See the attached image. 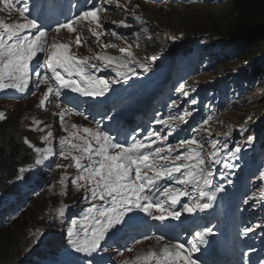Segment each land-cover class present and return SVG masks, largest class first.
Listing matches in <instances>:
<instances>
[{
    "label": "snow or ice",
    "instance_id": "snow-or-ice-1",
    "mask_svg": "<svg viewBox=\"0 0 264 264\" xmlns=\"http://www.w3.org/2000/svg\"><path fill=\"white\" fill-rule=\"evenodd\" d=\"M109 3L113 0H108ZM6 8L16 7L15 3H8L3 0ZM119 7V5H117ZM101 7L93 6L92 8L80 12L74 18L59 25L55 29L57 33L61 29H67L69 32H76L77 26L81 21L89 24L94 23L96 27H102L101 17L99 13ZM27 12V4L19 9V14L24 17L25 22L9 24L0 20V90L15 89L25 91L28 87L32 75L41 76V72L31 67L32 61L41 57L43 65L47 71L42 79L44 83L50 80L55 81L59 87L55 89L58 95L61 89H71L74 92L84 96H102L111 87V83L117 81H108L100 77L94 76L89 70L98 69L100 66L96 64L89 65L88 60L77 58L75 55H69L70 45L65 43L53 42L50 46L46 39V32L41 29L35 19L25 17ZM135 19L144 24L140 16ZM115 23V22H114ZM118 26L128 28L130 25L121 20ZM92 34L99 40L100 33L89 29ZM144 33H148V28L144 27ZM113 36H117L116 32H112ZM139 36V33H136ZM123 39V37H119ZM76 43H81V38L77 36ZM127 58H133V53L128 49L121 50ZM96 60L103 61L106 65H116V69L127 68L129 59H120L111 55L98 54L94 57ZM155 60V57H153ZM145 71L149 70L150 65L140 64ZM50 73V75H49ZM117 74L126 78L128 72L119 70ZM132 74H135L134 71ZM75 77V78H74ZM49 93H53L54 89L49 87ZM183 91V86H181ZM187 95V93H185ZM44 101H41L43 105ZM195 105L198 103L196 99L190 101ZM174 107L178 105L174 104ZM189 113L184 111L183 115L169 116L168 120L157 119V123L167 125L172 128L170 121H184V117ZM63 122L64 113H60ZM5 119L4 113L0 112V120ZM186 122V121H184ZM37 123H39L37 121ZM207 124V120L204 121ZM73 128L76 126L73 125ZM66 131L68 129H65ZM87 137L78 135L77 132H70L69 137H63L59 140L61 151L59 155L65 159L72 154V150L79 152V155H72L73 165L78 170V175L72 178L71 183L77 188H85L89 193L85 199H91L94 202L92 207L87 210L80 223V232L75 230V222L72 230L68 232V244L78 253L91 255L101 247V241L104 240L110 231L119 232L123 229H131L140 227V221L133 215L135 211L146 213L154 220L163 221L166 217L179 219L180 211L176 209L179 205L184 212L192 213L199 209L203 211L211 207V201L215 199L216 190H209L212 186L211 177L214 172L203 167L205 158L202 154L204 144L201 140L193 135L190 139L180 141L177 147L183 148L184 152L172 155L176 148L168 144L167 148L155 147L153 149L152 137H160V132L153 130L149 132L145 140L131 136V143L128 138L123 141L117 140L108 133L101 131L99 128L93 130L91 128H83ZM52 133L49 132L43 139L50 143L49 138ZM72 138L79 139L82 143H72ZM251 139V138H250ZM149 141V142H146ZM25 143L34 149L37 154L35 165H42L50 156L55 155L52 147L40 148L35 147L25 138ZM195 146V147H193ZM220 146L219 141L212 142V148L216 149ZM227 148V144L222 145ZM240 148H235V153H239ZM218 152L212 153L213 157H217ZM87 160L88 164L82 163ZM165 163L161 164L159 161ZM183 161L177 164L176 162ZM214 164L220 163L219 159L213 160ZM56 168L67 167L57 163ZM225 167H232L225 164ZM24 167L18 170V178H22L24 172L28 171ZM178 174V175H177ZM172 180L181 185H191L197 195L184 190L183 188H160L159 182L162 180ZM83 181L84 183H80ZM61 184L65 183V179H61ZM155 189L170 201L168 207L163 203L153 199L152 190ZM62 194H65L62 189ZM182 197H190L188 202L181 203ZM207 198L208 202H201ZM107 201V206L103 202ZM64 208L59 210V215H64ZM155 213H158L155 214ZM253 228L246 227L244 233L252 232ZM212 234V228H204L196 232L189 247L185 248L184 244H166L159 250H151L142 257H137L142 264H198L193 258V254L200 251V246L207 243L206 237Z\"/></svg>",
    "mask_w": 264,
    "mask_h": 264
},
{
    "label": "rangeland",
    "instance_id": "rangeland-1",
    "mask_svg": "<svg viewBox=\"0 0 264 264\" xmlns=\"http://www.w3.org/2000/svg\"><path fill=\"white\" fill-rule=\"evenodd\" d=\"M38 1H42V0H38ZM58 1L59 0H50L48 6H43L42 8H39L37 18L35 19L38 24H41L43 20L48 21V16L54 14L53 12L55 10L54 5H56V2ZM193 1L194 3L188 1H185V3H183L184 1L182 0L181 1L180 0H172V1L115 0L113 1L115 7L111 5L112 7L108 8L109 13L103 14L102 16L103 24L105 21L106 24L111 25V27L107 28V34H105L99 41L97 40L96 45L94 43L88 45V43L90 42L88 41L85 42L84 47H80V50L82 52H87L91 58H94L96 55L101 54V55L115 56L120 59H129L121 51L122 49H128L130 52L133 53V58L135 61L142 63L145 62L155 63L151 59L154 56L155 59L161 57V52L163 54H165V52H168L166 57H169L173 55V52H171V50L173 51L174 49L185 45H190L191 48L192 45V47H194V50L192 52L189 51L188 53H183L178 58L183 62V64H185L187 71L190 67L193 66L192 73H194L195 76H197L198 80L202 82H209L211 86L213 85V87L215 88L218 87L222 91L224 92L227 91L229 93L225 96L224 102L228 104L230 103V107L227 110L221 112V116H220L221 118L216 119L215 124L207 125L206 128L204 129V132H206L207 130L205 139H208L210 141L220 142V146H218L216 149L212 148V144H210L209 146L204 144V147L202 149V154L205 158V165H210V163L213 162L214 159H219L220 156L226 154L227 152L232 151L234 146L239 144V141L241 140L242 137L241 133L245 129H248L249 131L255 130L256 131L255 133H259L260 131L264 133V127H263L264 109H261L260 107V105L264 103V90L261 89L262 85L264 84V78L260 80L258 85L256 86L253 85V88L252 87L248 88L250 82L249 83L247 82L245 84L244 82L247 81L248 79L251 80L250 76L252 75V71L249 69V66L252 64L253 61L250 60L248 61L246 60V58H243L234 63H230L231 61L235 60V58H232V54H233L232 52L234 51L235 47L230 46L229 44L230 41L225 40V37L223 36V32H220V30L223 31V29L232 25L230 23V17H231L230 14H232L230 6L229 4L223 3L224 1H229V0H213L212 2H201L206 0H201V1L193 0ZM8 3L9 4L15 3L16 7L6 9L3 0H0V16H6V12H9V14H12L13 19L10 18L7 21L13 20V23L9 22V24H14V23L25 22L24 17H21L19 14V9L23 8L26 3L27 11L29 10L30 12L33 10L35 1L8 0ZM37 4L38 2H36L35 5L37 6ZM117 5H119V7ZM2 8H5L6 12L4 11L1 12ZM135 16H140L143 19L144 24L138 22L135 19ZM25 17H27L28 19H33L29 16L28 12L25 13ZM121 20H123L125 23L130 25V27L124 28L118 26ZM58 22L59 21L50 23V27L54 26ZM144 27L148 28L149 30L148 33H150V37H151V39H149L147 43H144L145 40L142 41L143 36L145 35V33L142 30ZM112 32H116L118 35L113 36ZM136 33H139V36H137ZM208 35L214 36V38H212L211 41H216V40H220V41L218 43H213L212 45H206L204 41H202L201 44H193L196 40H203L205 38H208L209 37ZM119 37H123V39H120ZM46 39L47 42H52L54 40V38H47V37ZM209 42L210 41H208L207 43ZM164 44L167 45L171 44L174 48L165 50ZM91 49L92 51H90ZM180 52L183 51L174 52V54ZM121 56L123 57L121 58ZM204 61H209V64L204 63L203 65ZM140 64H137V66L135 67L136 74L144 70V68L140 67ZM35 65L42 67L44 66L39 54L36 58V61L35 59L32 61L31 67L33 68ZM98 70L103 71V73L100 75H106L113 72L109 68V65L106 64L99 67L98 69H95L93 73H95V71L97 72ZM212 76H218V77H212ZM50 82H54V81L50 80ZM232 85L235 87H232ZM231 91L232 92L235 91V93H232L230 95ZM46 92H47V88L41 85L40 89L31 98H29V100L26 103L0 102V112L6 115V109H8L10 123L13 124L15 128L20 127L22 133L25 132V130L22 128L21 123H25V121H22L21 123H19V121L21 114L24 113L29 116V114L24 112L27 108H29L30 113H34L40 117L45 118L48 122L42 119H38L36 120V122L38 121L43 125L49 124L50 127L45 132H51L52 141L59 145L58 148H54V147L52 148L55 155L49 157L50 158V161H48L49 165L45 167L44 171H41V173L43 172L45 174L43 175V179H45V177L48 178L47 183L46 182L39 183L40 185H42L39 192L35 191V189L29 190V194H30L29 197L35 200L31 202V205L34 204L36 205L34 206L36 208L34 209V211L35 210L38 211V216L36 217V214H31V212L29 211L25 212L27 209L26 208L21 213L17 214L16 217L13 219V221H15L19 219V217L21 216V218L18 220L19 222H16L17 226H19L23 222H26L27 213H29V221L31 218L33 219L34 222L38 221L43 225L46 222L47 213H49L50 215L49 218H50L51 213H54L53 211L56 209L55 200H60L63 202L69 200L71 202L75 201V203H78L83 199L84 196L83 192L84 191L87 192L86 189L77 188L76 185L72 183H70L69 185H66L67 182H65L64 184L60 183L61 179H64L63 174L66 173L68 174L67 180H70V178L75 177V175H73L75 173V167L72 166V164H70L69 160L62 159L60 158L61 156L59 155L61 151L59 138L69 137L65 129H67L66 127H68V125L73 124L74 114L71 113L72 111L68 108L70 112H67L66 114L68 117L65 124L66 127L62 131H60L62 124L56 121L57 118L56 115L58 113L56 112V106L54 104H48L47 107H45L41 104V98ZM215 93L216 92L210 94L209 101L216 100L217 103H219L218 97L215 99L213 98ZM85 97L90 99L93 98L94 100L96 98L98 99L97 96H85ZM204 106L206 108L208 107L207 105ZM76 119L81 122L80 119L83 120V117H79L77 115ZM85 121H86L84 126L85 128H91L93 130L99 128L101 130L100 126L96 122L94 123L93 127H90L91 123H93L91 119L87 118ZM28 122L31 124L30 119L28 120ZM49 122L52 123V126ZM222 127H225V131L221 130ZM74 131H76L75 128L69 131V134L70 132H74ZM41 143L42 145L41 144L38 145V147L40 148H48L49 146H52L47 142H45L44 139L41 141ZM72 143L79 144L82 143V141H80L79 139L72 138ZM225 143L227 144V148L222 147V145H224ZM31 151L35 156L32 162V166H33L35 164L34 161L37 158V154L29 148V153ZM214 151L219 153L217 157L212 156V153ZM79 154L80 153L77 152L76 150H72V154L68 156L69 157L68 159H70L72 155H79ZM57 163L61 165H65L67 167L56 168L55 165ZM27 179H29V181L27 180L26 182H21V183L27 184V182H29L28 184H33V182L36 183L38 182V180L35 181L30 179L29 176L27 177ZM22 187L23 186H21V188ZM17 189L18 186H16V192L19 191ZM62 189L65 194H62ZM10 203L11 200H9V204ZM29 209L31 211V208ZM167 218L168 217H166V219ZM58 221L59 219L57 215L54 214V219L52 221L53 222L52 230L56 231L55 233L66 232L60 225L56 224ZM50 223L51 222H48V224ZM78 223L75 229L78 228ZM32 229H35L34 226H32ZM59 229L60 231H58ZM45 231H46V226H43V231L34 232L28 235V237H31L34 240L41 239ZM155 231H159V229L156 228L154 230V233L151 234L145 233L142 236L141 238L142 240H140V242L136 244L137 245L136 249L138 251L144 250L146 246H149L148 243L151 240V237L155 235ZM254 233H255L254 231L249 232L251 237L254 235ZM5 235L7 236L5 237ZM2 237L3 238L5 237L4 244L7 245V247H9V244L12 243L13 238H11L12 236L8 234V229L0 231V238ZM68 238L69 237L66 236L65 239ZM236 239L240 240L239 246L236 245L232 247L230 245H227L223 247L221 245H217V246H212L210 250H214L215 253L216 251H221L216 254L218 255L219 259L225 260L227 259V256H231V255L233 256V254L230 252H236L237 249L243 245V241H241L242 237L240 234L236 236ZM219 240H226V233H223V235L219 237ZM48 241H51V239ZM164 241L165 238L164 236L161 235L159 241L157 243L154 242L156 243L155 247L151 248V250L154 249L157 250L162 248L164 246L163 245ZM58 243L62 244L65 243V241ZM248 243L250 248H254L255 246L257 248L253 251L247 252L245 261L237 260L236 262H234V264H248L250 257H252L254 254L257 255V253L261 254L264 251V241H260L258 243L254 242L253 244H250L251 243L250 241ZM206 244H207V248L203 249ZM206 244L201 245L200 251L197 252L196 254L204 255L206 249H208V247L210 246V242H207ZM55 246H58L57 242H54L53 247L50 249L51 252H53L52 250ZM68 248H70V245ZM224 250H227L229 252L225 254L223 253ZM135 251H136L135 249L131 250L130 251L131 253L128 254V256L124 258L123 261L127 262L128 264H132V263L135 264L137 258H133L131 256L135 254ZM4 253L5 251H2V248L0 247V256ZM47 257H51V256L48 255ZM104 261H106V259L103 260V262ZM123 261L122 259L120 260L114 259L113 264H117V263L121 264ZM259 262H264V261H257L256 263L260 264ZM201 264H206V263L205 261H203Z\"/></svg>",
    "mask_w": 264,
    "mask_h": 264
},
{
    "label": "trees",
    "instance_id": "trees-1",
    "mask_svg": "<svg viewBox=\"0 0 264 264\" xmlns=\"http://www.w3.org/2000/svg\"><path fill=\"white\" fill-rule=\"evenodd\" d=\"M212 1L213 0H206L201 2ZM223 3L229 4L232 12V14H230V23L232 25L223 29V31L220 30V32H223L225 40L230 41V46L235 47L234 51L232 52V58H235V60L231 61L230 63H234L243 58H246L248 61H253L249 66V69L252 71V75L250 76L251 80L248 79L244 82V84L250 82L248 88H253V85H258L260 80L264 78V0H229L224 1ZM208 36V38L203 40H196L193 44H201V42L204 41L206 45H212L213 43H218L220 41H211L214 36ZM149 39H151L150 33H145L142 41L145 40L144 43H147ZM208 41L210 42L207 43ZM165 48L173 49L174 47L171 44H165L164 49ZM187 49L192 52L194 47L191 45L190 48V45H185L174 49L173 52L183 51L184 53H188L189 51ZM179 54H182V52L175 53V55ZM204 63L209 64V61H204ZM195 80H198L197 76H194L191 79V83H193ZM232 87L235 86L232 85ZM261 89L264 90V84L262 85ZM260 107L261 109H264V103L260 105ZM8 113L9 110L6 109L5 119L0 120V190L5 188L15 189L16 184L19 183L21 179L18 178L19 168L31 167L35 157L33 152L31 151L29 153V149L24 145V134H26V132L22 133L20 127L15 128L13 124L10 123V117ZM220 116L221 114L218 113L214 118H221ZM19 123H21V121H19ZM21 125L25 130L23 123H21ZM221 130L225 131V127H222ZM255 132V130L249 131L248 129H245L242 132V136L245 140H249V138L252 136H257ZM25 163H29V165ZM26 172L22 174V178L27 177ZM0 197H2L0 200H3L4 196L2 195ZM0 206L4 208L3 211L0 210L1 223L5 221L6 217H9L8 215H11L12 212H10L8 207L3 205V201H0ZM34 206L36 205L34 204L31 207L29 205L28 208H33ZM28 211L31 212L30 209ZM26 217V222H23L19 226H17L16 222H19L18 220L21 218V216L19 219L9 224L10 228L8 229V234L12 236L11 238H13L12 243L9 244V247L4 244V238L7 235H5L4 238L2 237L3 239L1 238L0 247L2 248V251H5V253L1 255L2 257H0V264H17L18 261L23 259L25 256H29V259L34 264H42L41 258H47V256L40 254L41 252L36 255L32 253L29 254V249L32 247L34 239L28 237V235L34 232L43 231V226L38 221L34 222L33 219L29 221V213L26 214ZM32 226L38 227L32 229ZM45 233L46 231L44 234ZM11 261L13 262L11 263Z\"/></svg>",
    "mask_w": 264,
    "mask_h": 264
},
{
    "label": "bare ground",
    "instance_id": "bare-ground-1",
    "mask_svg": "<svg viewBox=\"0 0 264 264\" xmlns=\"http://www.w3.org/2000/svg\"><path fill=\"white\" fill-rule=\"evenodd\" d=\"M23 1V0H22ZM17 2V1H16ZM21 3V2H20ZM183 3H185V1L183 2ZM182 3V4H183ZM59 6H61V5H59ZM2 11V10H1ZM37 9H33V12L32 13H34V16H33V19H36L37 18ZM164 46H165V44H164ZM165 49H168V48H165ZM171 49V48H170ZM188 50V49H187ZM189 51V50H188ZM179 55H181V54H179ZM179 55H174V56H172L173 57V59H176L177 58V56H179ZM169 59L170 58H167L166 57V55H164L162 52H161V57H159V58H157V59H155V60H153V58L151 59L153 62H155V63H159V64H162V63H165V62H169ZM174 64H175V67H177V68H179V66H178V61L177 60H175L174 61ZM203 65H204V62H203ZM39 67H41V66H38V68ZM192 71H193V66L192 67H190L189 69H188V71H187V74H190V73H192ZM103 73V71H101V70H98L97 72L95 71V73H93L94 74V76H96V77H100V74H102ZM116 76V75H115ZM147 80H148V78H146ZM119 83V82H118ZM118 83H116V86L118 85ZM209 85H211L210 83H208ZM208 89H209V87H208V85H205ZM213 86V85H212ZM70 91L72 92V94H74L75 96H79V95H82V94H80V93H77V92H74V91H72L71 89H70ZM209 92H210V94H212V91L211 90H209ZM115 94V92L112 90V95H114ZM102 97V99L105 101V96L104 95H102L101 96ZM217 97H218V95H217ZM216 97V98H217ZM65 98H77V99H79L78 101H82V103H81V106L82 107H80L79 106V104L78 103H73L72 101H69V106H68V108L71 110V111H74L75 109H80V110H78L79 112H77V115L79 116V117H83V120L82 119H80L81 120V123H82V126L84 127L85 126V123H86V119L88 118V116L89 115H94L95 114V112L98 110H96V111H94L93 110V108L92 107H88L87 108V106H88V104L90 103V104H93L92 103V99H90V98H86L84 95H82V97H74L73 95H68V94H66L65 95ZM97 99V98H96ZM94 100V99H93ZM203 102H205V100L203 101ZM217 101L216 100H213L212 101V103H210L209 105H207L208 107L206 108L204 105L202 106V105H200L199 107H200V109H202V110H206V109H208V108H210L211 106H213V105H215V103H216ZM219 112H223L224 110L223 109H221V108H216ZM104 112H106L107 114V116L110 114V113H113L114 114V112H112V111H108V110H105ZM156 114V113H155ZM99 115V114H98ZM141 117H144V115H142ZM117 120V119H116ZM126 121H128V120H126ZM94 123L95 122H93V123H91V125H90V127H93L94 126ZM108 124V122L106 123V125ZM113 124V123H112ZM120 124H122V123H120ZM105 125V126H106ZM142 126V128L143 127H145V125H141ZM68 130H67V135H69V131H71V130H73V127H72V125H68V127H66ZM110 130V129H109ZM116 130H119V131H128L129 129L128 128H125V129H121L120 127H118V129H116ZM101 131H104V132H107V131H105V130H101ZM74 132H76V131H74ZM110 134V133H109ZM139 135H141V133L139 134ZM264 141V140H263ZM256 151V150H255ZM162 161V160H161ZM25 164H28L29 165V163H25ZM20 166V165H19ZM41 173V172H40ZM41 174H43V175H45L43 172L41 173ZM255 174V173H254ZM264 175V172L262 173V172H259V173H257L256 175H255V177L256 178H261L262 176ZM39 176V175H38ZM43 179V178H42ZM28 179H27V177H24V178H21L20 179V182H26ZM16 181V180H15ZM29 181V180H28ZM29 182H27V186L29 187H32L33 189H35V187H34V183H36V182H33V184H28ZM39 184V183H38ZM16 186H17V184H16ZM21 189V186L19 187L18 186V189ZM25 192H27V193H29V190H26ZM24 192H21L20 190L18 191V192H16V188L15 189H8V188H5V189H3V190H0V196H4V198H3V200H0V201H3V205H5V203L7 202V200H6V198H8V199H15V200H17L16 202H15V200H11V203L13 204V205H16L17 204V202L19 201V202H24V203H27V202H25L22 198L24 197V194H23ZM31 193V192H30ZM196 193V192H195ZM2 194V195H1ZM33 194V193H32ZM196 195H197V193H196ZM29 196H30V194H29ZM0 198H2V197H0ZM36 198V197H35ZM28 200H29V205H30V207L32 206L31 205V202L32 201H35V200H33V199H31V197H29V198H27ZM10 205V204H9ZM28 209L29 208H27L26 209V211L25 212H27L28 211ZM34 209H36L35 207L34 208H31V214H36V217L38 216V211H34ZM0 210L1 211H3L4 210V208L3 207H1L0 206ZM172 210H174V209H172ZM23 210H21V211H19L17 214H19V213H21ZM181 211H182V213H185L182 209H181ZM12 214L11 215H8L9 217H6V219H5V221H3V222H1L0 223V231H3V230H5V229H9L10 228V226H9V224L12 222L13 223V219L16 217V215L17 214H13L14 213V211H13V209H12ZM33 212H35V213H33ZM141 213H143V212H141ZM5 214V213H4ZM52 214V213H51ZM249 215V214H248ZM49 213H47V219H46V222H45V224H43L42 226H46V224L48 223L47 221L50 219V222H51V225H53V219H54V215L53 216H51L50 218H49ZM3 219V218H2ZM0 220H1V218H0ZM30 220H31V218H30ZM191 220V219H190ZM143 226V225H142ZM37 226H34V228H36ZM58 231H60V229L58 230ZM54 232H56V231H54ZM5 233V232H4ZM152 233H154V232H152ZM2 235V234H1ZM4 235V234H3ZM175 236L176 237H178L179 236V232L178 233H176L175 234ZM3 239V238H2ZM0 240H1V238H0ZM48 240H50V239H48ZM48 240H46V242L44 243L45 245H47L50 241H48ZM120 240H122V239H120ZM140 240H142V239H140ZM2 243V242H1ZM3 245V244H2ZM5 246V245H4ZM68 248V247H67ZM205 248H207V244L204 246V248L203 249H205ZM17 249V248H16ZM9 251V250H8ZM70 252L71 250H70V248H68V249H65V250H63L62 251V253L64 254V253H66V252ZM219 252H221V251H216V253H219ZM241 254H242V252H241ZM17 255H18V253H17ZM44 256V255H43ZM45 256H48V255H45ZM51 257H47L46 258V260H51V259H53L54 258V256L53 255H50ZM0 257H2V256H0ZM229 258H231V261H233V262H236L237 260L236 259H233V258H236V257H229ZM82 260H83V258H81ZM9 260V259H8ZM7 260V261H8ZM13 261H11V263H12ZM1 263V262H0ZM260 264H264V262H259ZM7 264V263H6Z\"/></svg>",
    "mask_w": 264,
    "mask_h": 264
},
{
    "label": "clouds",
    "instance_id": "clouds-1",
    "mask_svg": "<svg viewBox=\"0 0 264 264\" xmlns=\"http://www.w3.org/2000/svg\"><path fill=\"white\" fill-rule=\"evenodd\" d=\"M110 25V24H109ZM53 212H55V210L53 211ZM47 222H50V219L47 221ZM40 224H42V223H40ZM57 225H60V226H62V222H60V221H58L57 223H56ZM46 226H50V227H53V225H51V223L50 224H46ZM46 230H47V228H46ZM48 231V230H47ZM42 239H44V236H42V238L41 239H37V240H33V245H32V247L29 249V254L30 253H32V254H38L39 252H41V246L40 245H38V243L42 240ZM28 258H29V256L27 257V256H25L23 259H20L19 261H18V263L17 264H21V263H23V262H27L28 261ZM29 264H31V261L29 260ZM43 264V263H42ZM59 264H66V263H59Z\"/></svg>",
    "mask_w": 264,
    "mask_h": 264
}]
</instances>
